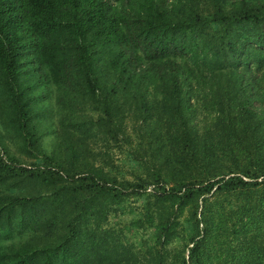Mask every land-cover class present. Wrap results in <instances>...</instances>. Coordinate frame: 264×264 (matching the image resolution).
<instances>
[{"label":"trees","instance_id":"16d2710c","mask_svg":"<svg viewBox=\"0 0 264 264\" xmlns=\"http://www.w3.org/2000/svg\"><path fill=\"white\" fill-rule=\"evenodd\" d=\"M0 264H264V0H0Z\"/></svg>","mask_w":264,"mask_h":264},{"label":"rangeland","instance_id":"374dc122","mask_svg":"<svg viewBox=\"0 0 264 264\" xmlns=\"http://www.w3.org/2000/svg\"><path fill=\"white\" fill-rule=\"evenodd\" d=\"M134 124L128 121L127 128L128 133L131 137V144L129 145H123L121 147H111L109 150V156L111 163H113V168L111 171L114 175H117L118 179H126L129 181H137L138 177H146L147 173V165L144 166L142 164L141 160L142 156L144 154V151L142 150L141 140L139 136H137V133L135 131V128L133 126ZM48 141V140H46ZM15 151L14 148H12V151ZM134 153V154H133ZM20 161L24 165H30V163L33 162L32 159L17 153L16 154ZM138 157V161H133L132 159H135ZM171 186L168 185L166 187L170 188ZM146 194H152L154 193L153 187H148L145 190ZM146 205V202H143L141 200H137L134 198L129 199L125 203V214L119 215L117 217H113L110 215L109 217V223L108 227L111 229H114L117 232L121 233L126 237L127 240L124 239V242L128 241L129 243H138L139 238H135L133 233L129 234L126 231V225L133 219L142 218V216L145 214L144 207ZM185 215L180 218V221H183ZM180 230V228H179ZM142 232H140L141 234Z\"/></svg>","mask_w":264,"mask_h":264}]
</instances>
